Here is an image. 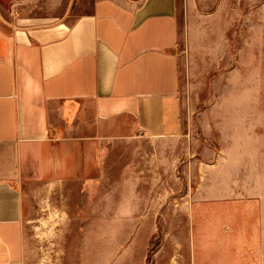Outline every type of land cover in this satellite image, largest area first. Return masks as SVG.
Wrapping results in <instances>:
<instances>
[{"label":"crops","instance_id":"1","mask_svg":"<svg viewBox=\"0 0 264 264\" xmlns=\"http://www.w3.org/2000/svg\"><path fill=\"white\" fill-rule=\"evenodd\" d=\"M180 39L178 0H97L72 22L0 23V264H25L23 185L62 180L61 150L181 134ZM248 178L244 192L176 214L145 204L140 214V201L158 197L141 188L156 184L124 185L122 223L167 230L152 260L155 230L123 234L117 262L100 236L92 264H264V175Z\"/></svg>","mask_w":264,"mask_h":264},{"label":"rangeland","instance_id":"2","mask_svg":"<svg viewBox=\"0 0 264 264\" xmlns=\"http://www.w3.org/2000/svg\"><path fill=\"white\" fill-rule=\"evenodd\" d=\"M96 1L0 0V23L11 28L72 22ZM178 9L181 134L84 141L61 150L68 157L62 180L23 185L29 203L25 264H92L90 253L103 235L117 262L122 235L143 228L157 235L150 258L167 228L161 222L123 224L124 185L156 184L141 188L158 197L140 201V214L143 204L155 213L176 214L217 200L222 190L242 193L248 177L264 175V0H178Z\"/></svg>","mask_w":264,"mask_h":264}]
</instances>
